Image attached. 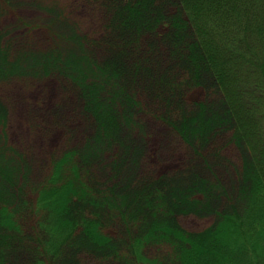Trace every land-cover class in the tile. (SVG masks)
<instances>
[{
  "label": "trees",
  "instance_id": "16d2710c",
  "mask_svg": "<svg viewBox=\"0 0 264 264\" xmlns=\"http://www.w3.org/2000/svg\"><path fill=\"white\" fill-rule=\"evenodd\" d=\"M0 264H264V0H0Z\"/></svg>",
  "mask_w": 264,
  "mask_h": 264
},
{
  "label": "rangeland",
  "instance_id": "374dc122",
  "mask_svg": "<svg viewBox=\"0 0 264 264\" xmlns=\"http://www.w3.org/2000/svg\"><path fill=\"white\" fill-rule=\"evenodd\" d=\"M23 102H24L23 99L19 100V102L17 103L18 109H17V111H16V113L14 115V116H17V121L14 122V124H13L14 125L13 126L14 127L13 128V135H15V136H18V131L22 130V128L24 127V123L22 121V116H21L22 115L21 112H22V104H23ZM20 134H22L21 131H20ZM186 222H187L186 223L187 226H193L197 221L192 220V222H191V221L188 220Z\"/></svg>",
  "mask_w": 264,
  "mask_h": 264
}]
</instances>
